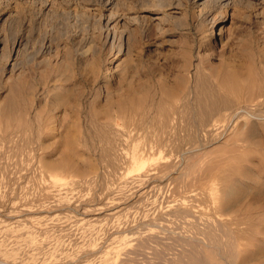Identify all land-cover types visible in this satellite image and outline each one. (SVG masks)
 I'll return each mask as SVG.
<instances>
[{"label": "rangeland", "instance_id": "rangeland-1", "mask_svg": "<svg viewBox=\"0 0 264 264\" xmlns=\"http://www.w3.org/2000/svg\"><path fill=\"white\" fill-rule=\"evenodd\" d=\"M208 261L264 264V0H0V264Z\"/></svg>", "mask_w": 264, "mask_h": 264}, {"label": "bare ground", "instance_id": "bare-ground-1", "mask_svg": "<svg viewBox=\"0 0 264 264\" xmlns=\"http://www.w3.org/2000/svg\"><path fill=\"white\" fill-rule=\"evenodd\" d=\"M195 1H200V0H195ZM206 0H203V2H205ZM222 106V105H221ZM216 107H217V105H216ZM211 110H213L212 108L209 110L211 113H212V111ZM217 109H215L214 111H216ZM207 112V111H206ZM209 112V113H210ZM237 112V111H236ZM249 125V124H248ZM250 135V134H249ZM248 138H249V136H247ZM230 189V188H229ZM229 189H228V192H229ZM221 253V252H220ZM223 255V254H222ZM233 260V259H232ZM235 260V259H234ZM250 262V261H249ZM248 263V262H247ZM208 264H209V261H208ZM214 264V263H213ZM231 264H233L232 262H231Z\"/></svg>", "mask_w": 264, "mask_h": 264}]
</instances>
